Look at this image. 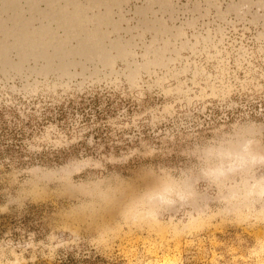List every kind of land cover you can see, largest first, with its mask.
<instances>
[{
    "label": "rangeland",
    "instance_id": "obj_1",
    "mask_svg": "<svg viewBox=\"0 0 264 264\" xmlns=\"http://www.w3.org/2000/svg\"><path fill=\"white\" fill-rule=\"evenodd\" d=\"M264 264V0H0V264Z\"/></svg>",
    "mask_w": 264,
    "mask_h": 264
},
{
    "label": "bare ground",
    "instance_id": "obj_2",
    "mask_svg": "<svg viewBox=\"0 0 264 264\" xmlns=\"http://www.w3.org/2000/svg\"><path fill=\"white\" fill-rule=\"evenodd\" d=\"M165 264H169V263H165Z\"/></svg>",
    "mask_w": 264,
    "mask_h": 264
}]
</instances>
